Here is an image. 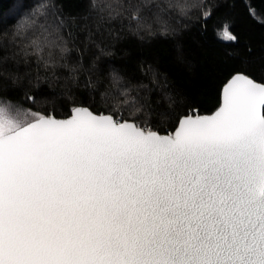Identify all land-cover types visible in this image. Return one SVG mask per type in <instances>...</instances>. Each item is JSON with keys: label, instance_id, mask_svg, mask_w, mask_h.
Here are the masks:
<instances>
[{"label": "snow or ice", "instance_id": "snow-or-ice-1", "mask_svg": "<svg viewBox=\"0 0 264 264\" xmlns=\"http://www.w3.org/2000/svg\"><path fill=\"white\" fill-rule=\"evenodd\" d=\"M24 7L0 13V264H264V64L236 0H88L83 48L65 15L82 3ZM214 17L238 47L211 106L158 62L138 77L85 58L90 44L111 55L95 37L119 40L120 23L176 41L191 72L178 38Z\"/></svg>", "mask_w": 264, "mask_h": 264}, {"label": "trees", "instance_id": "trees-1", "mask_svg": "<svg viewBox=\"0 0 264 264\" xmlns=\"http://www.w3.org/2000/svg\"><path fill=\"white\" fill-rule=\"evenodd\" d=\"M83 4V8L77 12H66V16H75V20L69 19V30L78 39L76 43L83 48L87 30L95 27V21L88 13V0H77ZM32 0H14L9 4L8 0L0 3V13H6L10 7L22 8L23 12L28 9L24 5H30ZM250 4L257 12L264 16V0H236L235 19L236 30L241 34V44L247 39L253 48L250 54L254 60V67L259 73L260 67L264 64V27L252 20L248 16L245 4ZM19 19V17H18ZM208 31L202 35L193 27L191 31L186 32L179 37V42L183 47V54L187 60L194 64V70H186L185 64L177 60V51L175 48L176 41L171 38L157 37L150 41H141L136 35L132 34L127 27H121L116 23L120 39L113 41L111 37L104 33L103 37L97 36L95 39L101 44V47L111 52V55L101 53L94 45L88 46L86 60L92 56L98 58V62L110 61L116 66L126 67L129 71L135 70V74L140 77V62L144 61L145 66L150 62H158L159 66L167 69L172 83L178 88L185 91L193 89L203 93V100L207 106L214 103L219 91L220 82L223 80L224 69L234 63L226 60L225 54L238 47L217 38L213 32L215 17L210 20ZM127 25V21H124ZM71 47V45H69ZM75 55V53H73ZM143 78V77H141ZM45 94L51 91H59V88L50 89L47 84H42L41 89ZM81 95L84 90L80 89ZM44 96H38V100H43Z\"/></svg>", "mask_w": 264, "mask_h": 264}]
</instances>
